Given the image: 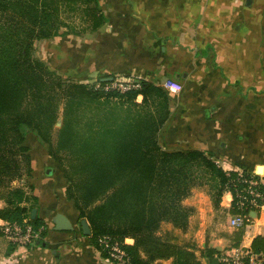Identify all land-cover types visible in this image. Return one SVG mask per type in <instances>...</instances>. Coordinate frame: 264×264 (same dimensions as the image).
I'll use <instances>...</instances> for the list:
<instances>
[{"label":"trees","instance_id":"obj_1","mask_svg":"<svg viewBox=\"0 0 264 264\" xmlns=\"http://www.w3.org/2000/svg\"><path fill=\"white\" fill-rule=\"evenodd\" d=\"M105 21L98 0H0V199L6 202L0 218L36 231L45 226L32 217L38 197L19 185L32 170L26 143L32 133L61 164L67 198L80 220L89 222L90 242L103 257L108 252L100 239L108 236L126 252L124 264H204L196 246L176 233L187 230L193 211L185 199L209 186L215 201L233 193L234 214H250L259 208L240 209L239 194L247 187L245 177H260L225 170L216 155L200 149H165L160 135L171 95L163 86L138 80L137 88L106 91L104 78L96 88L63 77L35 56L38 40L63 29L95 31ZM61 105L63 124L54 141ZM259 189L264 195V184ZM253 250L264 253L263 236ZM214 255L206 250L201 257Z\"/></svg>","mask_w":264,"mask_h":264},{"label":"crops","instance_id":"obj_2","mask_svg":"<svg viewBox=\"0 0 264 264\" xmlns=\"http://www.w3.org/2000/svg\"><path fill=\"white\" fill-rule=\"evenodd\" d=\"M98 1L106 18L99 29L79 34L63 29L59 36L37 41L50 68L80 81L115 73L161 86L178 80L183 90L171 94L161 145L213 153L225 170L256 174L264 184V0ZM35 140L46 149L37 135L27 137V143ZM32 159L36 216L47 233L24 247L0 232V264H110L83 233V219L60 190V181L47 172L53 161L49 153L42 157L47 170L42 160ZM188 198L184 204L193 207V216L180 232L204 264H218L214 261L221 253L237 247L253 249L254 240L264 237V199L249 227L235 228L232 192L215 201L199 186L197 200ZM5 206L0 199V209ZM57 213L73 223V231L54 229ZM206 250L215 251L211 260L201 257ZM258 255L264 264V253Z\"/></svg>","mask_w":264,"mask_h":264},{"label":"built area","instance_id":"obj_3","mask_svg":"<svg viewBox=\"0 0 264 264\" xmlns=\"http://www.w3.org/2000/svg\"><path fill=\"white\" fill-rule=\"evenodd\" d=\"M139 87L138 80L114 77L113 80L108 81L104 84L103 89L109 90H119L127 91L133 88ZM163 87L172 94L179 93L183 90V84L178 80L170 79L164 82ZM96 88H102V83H99ZM221 165L220 162H217ZM228 171L232 169H227ZM240 176H245L241 171ZM247 187L243 193L239 194L241 198L240 209H245L248 207L259 208L261 199H264L263 192L259 189L260 182L259 179L247 178L244 179ZM263 202V201H262ZM252 213L250 214H234L231 219V225L235 228H247L249 224L253 221ZM36 231L32 225L22 226L16 222L1 221L0 222V232L7 237L11 242L17 246L32 247L36 245L41 239V231ZM101 244L106 248L108 252V257H105L110 264H124L127 261V254L122 249L119 243H111L110 237L105 236L100 239ZM218 264H263V260L259 255L254 252L253 249L237 247L232 250L221 253L218 256Z\"/></svg>","mask_w":264,"mask_h":264},{"label":"rangeland","instance_id":"obj_4","mask_svg":"<svg viewBox=\"0 0 264 264\" xmlns=\"http://www.w3.org/2000/svg\"><path fill=\"white\" fill-rule=\"evenodd\" d=\"M78 24H81L80 21H75V25L79 26ZM82 26V25H81ZM77 30H80L79 28ZM37 43V42H36ZM35 56L41 60L42 57L40 55V49H39V43H38V46L37 44H35ZM45 61V60H43ZM46 62V61H45ZM47 63V62H46ZM57 73H59L60 75H62L63 77L67 78V76H64L61 72H60V69L57 71ZM116 76L120 77V78H123V74L121 73H115ZM101 78H109V77H101ZM99 76L97 77H93V78H89V79H86V80H83L85 81V83L87 85H90V86H97L99 83H100V79ZM76 81H80V80H76ZM170 95L172 93H169ZM171 102V101H170ZM62 124H63V105L60 106V109H59V119H58V122L57 124L55 125V130H54V141H56V135L58 133V131L61 129L62 127ZM31 136V135H30ZM34 142V143H33ZM27 143V142H26ZM27 145L30 147V156H31V162H32V167H31V172L29 175H26L24 177V179L19 183L20 186L22 187H26L28 192L30 193V195H34L36 196V182H35V178L33 176V159L32 157H34V159L36 158L37 161L39 162V160H42V164L41 166H43L45 168L46 166V161L45 159L43 160L42 157L43 155L46 154V151L47 153H49V148H48V145L45 147L46 149H44L41 145H39L37 143V141H32V142H28ZM52 158V157H51ZM53 161L51 160V162L47 165L49 166V168H51L52 170V175L51 177H54L57 181H60L59 183L61 184V187H60V190L65 194V197L66 199L67 198V195H66V186H67V180L65 178V175H64V171L62 169V166L61 164L59 163V161H57L56 159L52 158ZM48 168H45L44 170H47ZM43 176V175H42ZM57 184V182L55 183ZM201 188H206V189H210L209 186H201ZM210 192V191H209ZM197 195V188L193 189V192L192 194L190 195V197L188 198L190 202H193L197 199H195L194 197ZM69 200V199H68ZM187 200V199H186ZM70 201V200H69ZM72 202V201H71ZM28 206H31L30 203L27 204ZM38 204H35V207H37ZM188 207H191L189 205H187ZM193 208V207H191ZM36 209V208H34ZM193 216V213H191L190 217ZM47 226H43L42 228L45 229ZM176 233L180 236L181 240H184L182 238V234L180 232V230H177ZM187 239V238H186ZM188 241V240H187ZM186 241V242H187ZM105 258V257H104ZM105 261H107L106 259H104ZM109 262V261H107Z\"/></svg>","mask_w":264,"mask_h":264},{"label":"water","instance_id":"obj_5","mask_svg":"<svg viewBox=\"0 0 264 264\" xmlns=\"http://www.w3.org/2000/svg\"><path fill=\"white\" fill-rule=\"evenodd\" d=\"M104 81H111L113 80V77L104 78ZM47 172H51V169H48ZM37 214V210L34 209L32 211V217L35 218ZM53 224L54 229L57 231H73L74 226L73 223L63 214V213H57L55 217L53 218ZM83 233L87 236L92 235L91 227L89 222L86 219H83L81 222ZM214 262L219 263L218 259H216Z\"/></svg>","mask_w":264,"mask_h":264}]
</instances>
